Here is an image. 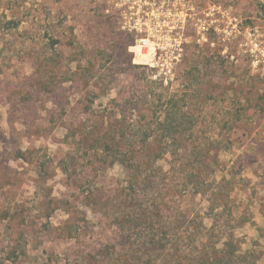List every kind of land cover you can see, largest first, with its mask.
Instances as JSON below:
<instances>
[{"label":"rangeland","instance_id":"374dc122","mask_svg":"<svg viewBox=\"0 0 264 264\" xmlns=\"http://www.w3.org/2000/svg\"><path fill=\"white\" fill-rule=\"evenodd\" d=\"M178 120L180 145L122 166ZM224 241L264 264V0H0V264Z\"/></svg>","mask_w":264,"mask_h":264},{"label":"trees","instance_id":"16d2710c","mask_svg":"<svg viewBox=\"0 0 264 264\" xmlns=\"http://www.w3.org/2000/svg\"><path fill=\"white\" fill-rule=\"evenodd\" d=\"M184 120H178L175 122L174 125L171 124L172 126V131L168 133L167 135L164 136V142L162 148L159 147V151L156 154L148 153L142 156H129L127 160H122L121 164L125 169H128L130 172H132V166L133 167H139L138 165H135V162L140 161L142 162L144 160V167H148L153 161L160 159L162 155L167 153L168 148L172 145H175L177 147L183 142L184 137L187 135L186 132H188V128L185 125ZM146 138L142 140V143L145 145L144 149H148V139L151 136L144 135ZM156 139L152 140V142H155ZM119 143V142H118ZM118 147H120L119 144H117ZM131 169V170H130ZM131 176L133 177L134 174L131 173ZM131 177V185L132 182H135L137 185H135V188L138 186L144 184V183H150L148 180L140 178V177ZM142 180L143 182L139 181ZM147 181V182H144ZM163 238H160L162 240ZM231 242L230 241H224L222 242V246L220 248H216L215 246L210 248V251H206L204 248L202 250H199L197 252V263L198 264H237V261H232V258L235 256L236 251L231 250ZM236 257L241 258L240 254H237ZM242 264V263H241Z\"/></svg>","mask_w":264,"mask_h":264},{"label":"built area","instance_id":"2783aa9c","mask_svg":"<svg viewBox=\"0 0 264 264\" xmlns=\"http://www.w3.org/2000/svg\"><path fill=\"white\" fill-rule=\"evenodd\" d=\"M255 45H258L257 42H255ZM251 58L253 62H257V63L260 62L258 59V55L252 54Z\"/></svg>","mask_w":264,"mask_h":264}]
</instances>
